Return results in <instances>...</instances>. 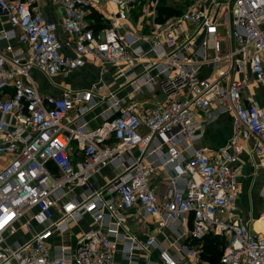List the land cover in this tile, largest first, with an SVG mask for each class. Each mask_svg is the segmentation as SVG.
<instances>
[{
  "label": "built area",
  "instance_id": "1",
  "mask_svg": "<svg viewBox=\"0 0 264 264\" xmlns=\"http://www.w3.org/2000/svg\"><path fill=\"white\" fill-rule=\"evenodd\" d=\"M36 1L0 0L9 24L0 33V264H117L116 253L139 264L151 247L157 256H144V264H208L200 248L207 235L226 240L219 264H264V230L251 233L235 216L232 169L243 144L264 157V110L243 99L250 86H264V0H170L184 10L160 18L159 6L172 7L167 0H107L116 12L99 29L87 20L92 0H54L74 58L61 54L56 25ZM143 2L150 34L123 31L129 9ZM85 59L118 67L133 92L159 88L162 101L143 112L110 95L102 122L88 129L93 91L42 94L31 77L36 70L66 79ZM206 66L216 74L199 77ZM221 114L233 116V132L210 153L199 144L202 130ZM163 146L159 166L146 159ZM108 165L120 171L101 188L90 184ZM157 167L168 170L161 193L149 187ZM261 198L264 204V189ZM86 217L90 226L62 242ZM128 217L141 226L154 219L161 234L190 217L182 233L188 244L164 234V243L127 238ZM118 241L126 247L118 250Z\"/></svg>",
  "mask_w": 264,
  "mask_h": 264
},
{
  "label": "crops",
  "instance_id": "2",
  "mask_svg": "<svg viewBox=\"0 0 264 264\" xmlns=\"http://www.w3.org/2000/svg\"><path fill=\"white\" fill-rule=\"evenodd\" d=\"M92 3L93 6L89 10L87 20L92 28L99 29L106 24L107 18L116 12V7L107 0H92ZM34 6L47 21L56 25L57 38L61 45V54L71 58L76 57L73 48L69 44L71 38L60 28L64 16L63 8L56 5L54 0H37ZM171 6L176 9L184 10L182 3ZM185 27L190 31L193 25L187 23ZM8 28L9 24L6 16L0 15V33L6 31ZM151 29L152 20L148 4L143 2L129 9L128 22L123 26V31L138 35L147 34L148 31L150 34ZM5 44V41H0L1 48L4 47ZM11 45L16 47L14 42H12ZM143 46L144 48L146 47L144 44ZM193 49H196V47ZM135 70L140 72V68H136ZM198 74L201 78H207L210 75H215L216 71L213 70L212 66H206L201 67ZM79 76H82L84 79H78ZM31 77L42 94L58 96L63 90L93 91L96 105L83 116L88 129H93L102 122L103 114L109 109L108 103L110 102H108L107 99H109L108 97L110 95H114L119 101V105L122 107L133 106L134 110L143 112L154 109L163 99V94L159 88H155L152 92H148L145 88L141 92H133L131 86L124 81L118 67L109 65L103 69L88 59L84 60L82 66L71 70L66 79L60 76L46 77L36 70L31 71ZM247 98H251L264 110V86H250L243 94V99L245 100ZM198 116L202 119L204 114L199 112ZM233 124L234 119L231 114L219 115L215 121L203 128V136L199 144L205 147L210 153L225 147L228 139L232 135ZM74 150L77 152L76 158H80V152L76 149ZM165 152L166 146H163L159 154L160 156L152 155L146 159L154 165L159 166L162 160L161 157H165ZM132 154L136 156L137 152L133 150ZM183 156L186 157V153H184ZM232 169L236 174L239 190L236 198L235 216L247 226L251 233L262 232L264 230V204L261 198V192L264 189V157H257L251 151L248 143L243 144L236 163L232 165ZM119 171V168L108 165L101 170L99 175H94L90 178V184L96 188H101ZM167 173L168 170L166 167H157L149 180V187L161 193L166 186L164 178L167 176ZM88 226H90V218L86 217L78 223L71 232L67 233L61 241L66 243L72 240L76 233H80V231L86 229ZM156 226L154 219L148 220L145 226H141L139 221L128 217L124 224V228L121 230V234L139 242L144 241L147 236L151 235L155 237L158 243H164V234L168 240H174L179 245L188 244L187 239L182 233L190 229V217L186 219L183 218L179 226L173 228V231L162 228V234L157 231ZM25 238L26 236L19 240L24 241ZM124 247H126L124 242H117L118 250ZM146 255L151 259H155L157 250L151 247L146 252L139 253L137 259L139 264H144L143 257ZM114 258L117 264H126V261L122 258L120 253H116Z\"/></svg>",
  "mask_w": 264,
  "mask_h": 264
},
{
  "label": "trees",
  "instance_id": "3",
  "mask_svg": "<svg viewBox=\"0 0 264 264\" xmlns=\"http://www.w3.org/2000/svg\"><path fill=\"white\" fill-rule=\"evenodd\" d=\"M166 13V14H165ZM180 13V10L174 9L170 6H159L158 9V18L162 16L170 17L175 16ZM101 27V26H100ZM224 239L222 237L215 235H207L202 244V259L205 260L208 264H219V254L220 248L225 245Z\"/></svg>",
  "mask_w": 264,
  "mask_h": 264
},
{
  "label": "rangeland",
  "instance_id": "4",
  "mask_svg": "<svg viewBox=\"0 0 264 264\" xmlns=\"http://www.w3.org/2000/svg\"><path fill=\"white\" fill-rule=\"evenodd\" d=\"M166 3H169V4H171V5H178L179 4V2H175V1H170V0H167L166 1ZM166 14V13H165ZM166 17V16H165ZM171 17V16H170ZM147 34H149V31L147 32ZM70 78V77H69ZM78 79H81V80H83L84 78L82 77V76H79L78 77ZM79 84H81L80 82H78ZM255 85V84H254ZM253 86V85H252ZM250 88V87H249ZM76 89H80V88H76ZM220 236H218V238H219ZM224 241H226V240H224ZM225 243V242H224ZM203 244V243H202ZM202 244H201V246H200V248L202 247ZM202 249V248H201ZM223 249H224V246H222L221 248H220V254H219V257H218V260L220 259V257L222 256V253H223ZM205 261V260H204ZM206 262V261H205Z\"/></svg>",
  "mask_w": 264,
  "mask_h": 264
},
{
  "label": "water",
  "instance_id": "5",
  "mask_svg": "<svg viewBox=\"0 0 264 264\" xmlns=\"http://www.w3.org/2000/svg\"><path fill=\"white\" fill-rule=\"evenodd\" d=\"M0 15H5V12L0 9Z\"/></svg>",
  "mask_w": 264,
  "mask_h": 264
}]
</instances>
